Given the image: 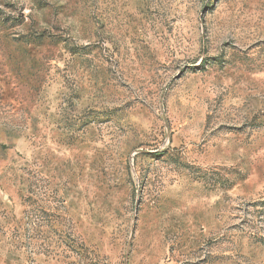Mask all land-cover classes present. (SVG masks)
I'll list each match as a JSON object with an SVG mask.
<instances>
[{
	"label": "rangeland",
	"instance_id": "obj_1",
	"mask_svg": "<svg viewBox=\"0 0 264 264\" xmlns=\"http://www.w3.org/2000/svg\"><path fill=\"white\" fill-rule=\"evenodd\" d=\"M0 264H264V0H0Z\"/></svg>",
	"mask_w": 264,
	"mask_h": 264
}]
</instances>
